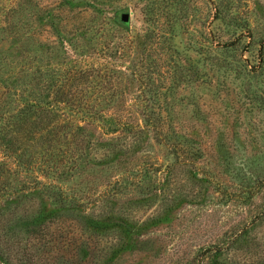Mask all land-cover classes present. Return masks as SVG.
I'll return each mask as SVG.
<instances>
[{"label":"rangeland","instance_id":"rangeland-1","mask_svg":"<svg viewBox=\"0 0 264 264\" xmlns=\"http://www.w3.org/2000/svg\"><path fill=\"white\" fill-rule=\"evenodd\" d=\"M0 264H264V0H0Z\"/></svg>","mask_w":264,"mask_h":264},{"label":"water","instance_id":"water-1","mask_svg":"<svg viewBox=\"0 0 264 264\" xmlns=\"http://www.w3.org/2000/svg\"><path fill=\"white\" fill-rule=\"evenodd\" d=\"M122 19H123V21H125V22H129V20H130V15H129L128 13H125V14H123V16H122Z\"/></svg>","mask_w":264,"mask_h":264}]
</instances>
